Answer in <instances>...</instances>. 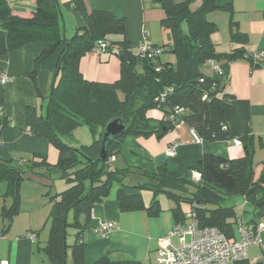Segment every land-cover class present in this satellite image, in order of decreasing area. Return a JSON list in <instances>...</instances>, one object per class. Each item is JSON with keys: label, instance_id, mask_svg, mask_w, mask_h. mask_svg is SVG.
Wrapping results in <instances>:
<instances>
[{"label": "trees", "instance_id": "1", "mask_svg": "<svg viewBox=\"0 0 264 264\" xmlns=\"http://www.w3.org/2000/svg\"><path fill=\"white\" fill-rule=\"evenodd\" d=\"M153 1L164 12L160 24L171 33L173 42L164 46L151 44L160 53L149 58L135 52L127 40L110 42L108 36H125L126 19L108 11L89 9L85 0H71L84 21L71 38L63 30L59 0H36L30 17L15 15L8 0H0V56L30 44L44 47L30 74L39 97L42 94L37 75L41 64L59 48L63 49L47 97V114L40 115L34 107L26 109L28 134L46 139L54 146L59 152L57 163L51 164L41 155L17 160L0 157V183L6 185L0 197L13 199L11 208L3 211L8 225L20 211V187L26 175L65 180L69 185L51 198L50 236L43 247L49 264H67L68 228L76 231L75 243L70 246L74 264H87V244L82 234L93 208L104 202L115 183L119 185L118 198L123 211L146 210L149 215L157 216L161 211L159 196L165 195L174 203L172 212L177 224L186 220L182 205L191 208L202 205L196 210L201 227L217 228L231 240L238 239L237 220L243 216L238 217L235 205L228 206L227 201L242 197L254 209L264 206V175H255L247 137L243 139L246 146L243 158L226 159L208 154L191 167V171L201 175L198 182L172 177L168 165L154 173L135 167H113V158L125 138L151 135L162 138L180 123L187 124L205 142L234 138L225 116L235 101L224 91L230 63L246 56L243 49L230 54L216 51L213 36L218 26L207 17L220 8L217 0ZM184 23L188 25L187 30L183 28ZM230 26L231 41L246 44L247 35L238 31L232 20ZM102 43L106 48L100 53L115 54L120 61V79L115 83L88 81L80 71L81 58L97 52ZM165 52L175 55L176 65L162 61L161 55ZM248 59L254 62L253 57ZM211 61L219 65L220 72L212 70ZM207 68L211 74L206 72ZM151 110L161 111L163 119L150 118ZM115 121L125 127V132L110 141L103 161L100 157L103 135L106 127ZM82 124L91 128L93 143L81 148L65 144L64 138L71 137ZM9 126L0 112V150L3 131ZM128 190L137 194L127 195ZM144 190L153 193L149 208L140 194ZM92 264L137 263L104 256ZM237 264L249 263L246 260Z\"/></svg>", "mask_w": 264, "mask_h": 264}, {"label": "crops", "instance_id": "2", "mask_svg": "<svg viewBox=\"0 0 264 264\" xmlns=\"http://www.w3.org/2000/svg\"><path fill=\"white\" fill-rule=\"evenodd\" d=\"M15 15L30 17L35 11L36 0H8ZM63 15V30L71 38L84 25L83 18L72 6L71 0H59ZM89 9L108 11L119 18L126 19L125 36H108L110 42L120 43L127 40L137 52V47L147 41L153 45L164 46L160 32L163 10L153 0H85ZM219 9L208 15L211 22L217 23L218 32L213 36L216 51L230 54L243 49L245 56L232 61L229 65V79L224 93L230 95L235 103L226 113L227 126L234 138L242 142L241 146L231 141H198L192 129L180 123L162 138L130 136L121 143L119 152L113 158V167L125 169L135 167L154 173L161 166L168 165L174 178H191L193 167L203 156L217 155L226 159H239L245 156L244 137L249 139L253 153L256 177L264 175V56L252 62L248 57L264 53V0H217ZM236 23L238 31L246 34V44L231 41L230 21ZM163 29V28H162ZM42 44H30L6 55L0 56V73L7 72L9 81L0 84V112L9 122L2 134L0 157L2 159H28L33 155L48 158L56 164L58 150L46 139L28 134L26 117L27 107H34L44 115V107L50 94L51 84L59 62L62 48L42 62L37 75V86L42 94L37 95L35 85L30 78L35 60L43 50ZM120 61L117 55L92 51L81 58L80 71L91 82L115 83L120 79ZM150 118L163 119L159 110L148 112ZM176 147V154H168ZM141 178V177H139ZM59 180V179H57ZM47 177L26 175L20 187V211L10 225L3 218V211L11 208V197H0V262L7 264H46L42 255L40 238L49 224L52 208L51 198L66 190L69 185ZM63 181V180H62ZM118 185V184H117ZM113 189V188H112ZM111 189L103 203L93 208L82 240L87 244L85 262L92 264L104 256L116 261H133L137 264H156L161 239L176 225L172 212L173 206H163L161 211L151 216L146 210L123 211L116 192ZM6 185L0 183V194H4ZM127 195L137 194L128 190ZM143 203L149 208L153 200L150 191L140 192ZM8 201H10L8 205ZM243 216L246 222L263 225L264 206L260 209L245 203ZM249 207L251 211L246 214ZM186 214L190 205H182ZM113 221L116 228L107 236L95 234L99 222ZM34 234L33 239L30 235ZM262 245L250 246L247 252L249 264H264V229ZM46 256V255H45ZM47 257V256H46ZM48 260V258H47Z\"/></svg>", "mask_w": 264, "mask_h": 264}, {"label": "built area", "instance_id": "3", "mask_svg": "<svg viewBox=\"0 0 264 264\" xmlns=\"http://www.w3.org/2000/svg\"><path fill=\"white\" fill-rule=\"evenodd\" d=\"M105 48L106 44L102 43L97 52L100 53ZM137 53L150 58L158 55L160 50L145 41L137 47ZM263 56V52L256 53L253 56L254 62ZM211 67L213 71L220 72V67L215 61H211ZM8 81V73H0V84L4 86ZM192 133L198 141H202L193 130ZM231 142L236 146L242 145L239 139H232ZM168 154L175 155L176 147L171 148ZM192 179L200 181V173L193 172ZM202 207L198 204L192 207L186 213L184 223L177 224L161 239L156 264H237L247 260L250 246L263 244V225L249 224L243 218L237 220V240L229 239L217 228L201 227L196 210ZM115 228V222L104 221L99 222L94 232L100 237H107ZM30 237L34 239L36 236L32 234Z\"/></svg>", "mask_w": 264, "mask_h": 264}, {"label": "rangeland", "instance_id": "4", "mask_svg": "<svg viewBox=\"0 0 264 264\" xmlns=\"http://www.w3.org/2000/svg\"><path fill=\"white\" fill-rule=\"evenodd\" d=\"M212 13H214V12H210L208 15H211ZM215 24L218 26L217 23H215ZM183 28L185 30L188 29L187 23L183 24ZM160 29H161L160 32L163 36L165 44L171 45L173 42V37H172L171 33L168 30H165L162 28H160ZM218 30H219V26H218ZM161 59L163 62H172L176 65V57L174 54H172L170 52L163 53L161 55ZM206 72L208 74H211V70L209 68L206 69ZM120 96L122 97V94H120ZM47 108H48V100H47V103L45 104V107H44V115L47 114ZM93 140H94V137H93V132H92L91 128L86 124H82L76 128V130L74 131V133L71 137H66V138H64L63 141L65 144L69 145L70 147L81 148L82 146L91 145L93 143ZM191 179H192V176H191ZM56 182H58L56 185H59V182L65 183V180L62 181L59 179ZM127 182H130V180L127 179ZM117 188H118V185L115 183L113 185V189H112L113 192H116ZM144 191H148V190H144ZM159 199H161V204L163 206H167V205L173 206L174 205V203L172 201H170L165 195H160ZM9 203H10V201H8V205H9ZM226 204L228 206L235 205L237 212L240 214H242L244 209H245L243 206V198L242 197L231 198L227 201ZM250 211H251V209H249V207H248L246 209V212H247L246 214H249ZM70 220H72V217H70ZM75 234H76L75 229L68 228L67 244L69 245V248H68V252H67V264H74L73 255H72V248L70 246H72L75 243V240H76ZM49 236H50V223L45 228V230L43 231V235L40 238V245L41 246L45 245ZM42 255L45 257L46 264H49V261L47 260V257L45 256V254L43 253Z\"/></svg>", "mask_w": 264, "mask_h": 264}, {"label": "water", "instance_id": "5", "mask_svg": "<svg viewBox=\"0 0 264 264\" xmlns=\"http://www.w3.org/2000/svg\"><path fill=\"white\" fill-rule=\"evenodd\" d=\"M125 132V127L118 121L110 123L104 132L100 157L104 161L107 156L109 143Z\"/></svg>", "mask_w": 264, "mask_h": 264}]
</instances>
